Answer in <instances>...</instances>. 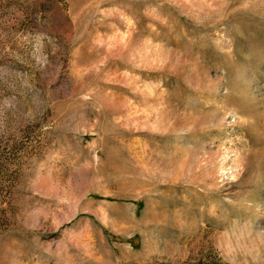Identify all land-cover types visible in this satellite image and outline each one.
Masks as SVG:
<instances>
[{
	"label": "rangeland",
	"instance_id": "1",
	"mask_svg": "<svg viewBox=\"0 0 264 264\" xmlns=\"http://www.w3.org/2000/svg\"><path fill=\"white\" fill-rule=\"evenodd\" d=\"M0 264H264V0H0Z\"/></svg>",
	"mask_w": 264,
	"mask_h": 264
}]
</instances>
